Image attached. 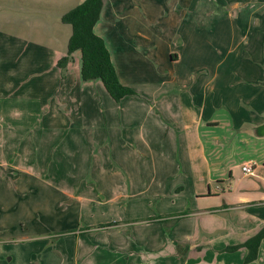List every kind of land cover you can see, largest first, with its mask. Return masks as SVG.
Returning a JSON list of instances; mask_svg holds the SVG:
<instances>
[{"label":"rangeland","instance_id":"1","mask_svg":"<svg viewBox=\"0 0 264 264\" xmlns=\"http://www.w3.org/2000/svg\"><path fill=\"white\" fill-rule=\"evenodd\" d=\"M139 1L141 8L133 7L132 14L124 18L132 47L114 49L111 43L110 46L121 63L128 58L137 63L139 72H135L136 76L143 71L152 76V82H142L135 80L132 73L128 75L135 80L131 86L140 93L141 89L156 90L160 86L157 73L165 76L164 73L170 70L162 62V54L166 50L163 41L156 49L158 56L155 59L148 48L139 50L135 47L141 42L137 34L151 31L155 25V32L162 30L164 35L163 31L168 30L174 18L163 12V8L159 15L147 12L148 6L159 0ZM28 2L0 0V40L5 41V45L0 41V121L5 126L21 123L15 124V128H0V135L10 138L16 134L24 141L29 136L33 140L34 151L28 153L29 159L25 160L24 150L15 159L31 171L42 173L47 181L23 173L16 174V171L14 175H0V264H139L137 261L140 262L143 257L145 261L150 260V264H244L247 254L242 257L237 252L239 248L235 254L223 255L215 238L221 229L232 226V222L236 224V232L242 231L243 221L240 218L245 219L243 216L251 211L230 209L227 213L212 210L217 206L222 208L224 204L204 206L214 204L216 199H199L202 195H209L208 188L204 192L206 194H199L202 182L199 175L190 173L187 158L180 156L182 152L179 149L175 152L178 142H175L174 152L170 146L172 136L166 137V142H160L158 135L163 125H159L157 115L161 112L154 109L146 117L144 134L149 135L152 146V150H148L147 144H143L148 157L136 151L141 144L135 142L134 129H127V142L120 137V128L116 124L118 120H123L118 115L121 102L150 103V98L131 96L119 102L111 97L101 79H93L89 84L81 80L79 84L78 77L77 81L70 79L65 83L59 98L66 100L74 96L75 99L81 90L82 128H46L38 121L41 117L29 115L30 105L23 97L29 92L28 87L33 93L42 89L46 72L30 78L29 72H26L28 63L12 59L14 53L10 45L14 41L9 37H28L32 33L33 39H37L33 31L24 30L41 13L37 4L32 9ZM45 4L46 9L53 5L52 0ZM117 18L121 23V17L118 15ZM21 22L22 30H18ZM95 31L100 35L101 27L95 28ZM22 46H25L24 42ZM242 52L246 56L244 50ZM74 58L79 67V53ZM234 58L232 56L224 62L219 76L207 86L205 97L208 96V105L219 103L218 111H222L224 97H231L236 93V86L242 83L238 77L244 73V63L239 64L236 72L234 68L238 64L234 63ZM173 86L166 84L161 88ZM194 89H199V84ZM9 91H12L11 94H5ZM173 97L169 95L168 98L173 101ZM164 102L168 103V99L165 98ZM163 116L162 113L160 117L163 119ZM31 118L33 126L27 127L25 121ZM260 131L261 127L257 128V132ZM217 132L214 129L213 133ZM109 135L108 143L106 139ZM112 144L114 151L111 152ZM14 145L25 147L26 142ZM209 147H212L211 143L207 147L208 155L213 167H216L206 175H211V195L226 200L236 190V175L243 176L241 170L236 174L235 167L236 162L241 160L232 151L224 153V158H216ZM230 166L235 173L232 178H229ZM22 179L34 184L33 191L24 186ZM245 180L239 190L255 179ZM259 182L262 184V181ZM62 188L70 191V196L62 195L59 192ZM256 199L260 198L255 196L251 201ZM39 211L47 212V218H43ZM254 235L241 242L238 240L240 236H236V244ZM125 242H128V247L133 244V252L140 254L131 255L129 248L126 252L122 245ZM84 254H87L86 257ZM248 264H264V254Z\"/></svg>","mask_w":264,"mask_h":264},{"label":"crops","instance_id":"2","mask_svg":"<svg viewBox=\"0 0 264 264\" xmlns=\"http://www.w3.org/2000/svg\"><path fill=\"white\" fill-rule=\"evenodd\" d=\"M47 1L29 0L27 3V5H31L32 9L34 4L40 7L38 9L41 12L40 16L24 28V30L33 31V34L37 35V39H33L32 33H29L28 37L10 35L9 37L14 41L10 45V50L14 53L12 59H16L15 62L18 63L21 60L28 63L26 72H29L30 78H35L34 75L46 72V79L40 91L33 93L31 88L25 89L29 91L23 97L30 105L29 115L33 114L32 117L35 118L41 117L42 119L38 121L47 126L46 128L66 130L82 128L84 124L81 119V90L79 89L75 99L74 96L66 100L59 98L67 81L70 79L77 81L78 77L80 78L79 84H81V80L84 81L81 77V61L78 67L77 61L74 62L75 58H73L67 68H61L58 61L66 54L72 33L71 26L62 22L61 17L84 0H52L53 5L46 9L45 2ZM135 6L139 9L142 3L139 0H104L102 11L104 16L101 15L100 21L95 26L96 29L101 27L100 35L105 38L111 51L120 80L130 86L138 79L142 82H152V76L146 71L136 76L135 72L137 74L139 72L137 63L131 58L121 63L111 49L110 43L114 45V49L132 47L131 36L124 18L132 14L130 11ZM151 8L154 9L151 11ZM162 8L163 12L169 13L174 18L170 21L168 30L166 28L162 35V30L155 32V25H153L151 31L137 34L141 42L137 43L135 47H138L139 50L148 48L156 59L158 56L156 49L160 47V41H163L166 50L162 54V62L170 72L164 73L165 76L157 73V81H160V86L156 90L141 89L140 93L137 91L138 95L123 98L121 101L131 96H140L150 98L152 101L134 104L121 102L118 106V115L123 120H118L116 125H119L120 137L125 142L128 141L127 129H134L135 142L141 144V147H136V151L141 156L148 157L143 144H147L148 150H152V146L150 145L151 139L148 138L149 135L144 134L146 117L154 109L163 113V119L160 117L161 114L157 115L158 121H160L159 125L161 126V123L163 125L158 135L160 142H166L165 138L172 136L170 145L172 152L176 147L175 142H178L179 147L175 148V152L176 149L182 152L180 156L187 158L190 173L199 175L202 182L199 194H206L204 192L208 188L207 194L209 195H202L199 199H216L214 204L204 206L217 204L222 206L224 204L222 208L217 206L212 210L227 213L230 212V209H236V212L241 209L246 212L247 210L251 211L247 212L248 215L243 216L245 219L240 218L243 221L242 231L236 232V224L232 222V226L229 225L221 229V233L215 238L223 255L235 254L236 251L230 253L226 248L236 245V236H240L238 240L241 242L256 234L264 226V0H159L155 4L149 5L147 12L159 15ZM43 10L46 13L43 14ZM118 15L122 19L121 23H118L120 21L117 18ZM213 15H215L214 18H212ZM22 26L23 23H19L18 30H22ZM0 41L5 45V41ZM22 42L25 46H22ZM243 50L246 56H243ZM76 53L79 52H75L74 55ZM237 54L238 56H236ZM232 56L235 57L234 63L238 64L234 68L236 72L240 67L239 64L244 63L242 68L244 73L239 75L240 78L238 77L242 83L236 86V93L231 97L228 99L224 97L221 104L222 111H218L219 103L208 105V96L205 97L207 86L219 76L220 67ZM241 59L242 61H240ZM130 73L135 77V80L128 76ZM84 82L89 84L91 80ZM166 84H174V86L169 89L161 88ZM196 84H199V89L195 90ZM11 92H5V94H11ZM169 95H174L173 101L168 98ZM165 98L168 99V103L164 102ZM15 124L21 123L9 126L15 128L17 126ZM25 124L27 127H32L33 118L26 120ZM9 126H5L0 121V128ZM259 127H261V131L258 133L257 128ZM214 129L218 132L213 133ZM0 139V175H14L16 171V174L23 173L26 176L47 181L42 173L31 171L26 165L18 164L15 159L23 150L25 160L29 159L28 153L34 151L33 140L29 136H26L25 141L16 134L10 138L0 135ZM106 140L108 143L110 142V135ZM19 142H26V146L14 145ZM209 143L212 144L209 150L216 158H224V153L232 151L241 160L236 162V174L241 170L245 177L236 175V190L231 195L229 194V198L226 200L221 196L211 195L212 179L211 175L208 177L206 175L216 167H213L208 155ZM110 151H114L113 144L110 145ZM246 163L254 165V174L250 175L253 178L244 174L242 166ZM117 165L119 164L117 163ZM233 166L229 167V178L235 174ZM183 168L185 169V166ZM246 178L255 180L239 190L238 188L244 184ZM22 181L24 186L33 191V183H26L28 182L26 179H22ZM259 181H262V184ZM230 184H232V180ZM219 186L217 185L218 189H220ZM59 192L66 196L71 194L64 188ZM255 196L260 199L251 201ZM57 203L55 202L56 205ZM204 209L211 210L210 208ZM47 215V212H42L41 216L47 218ZM236 217L238 216L236 215ZM238 221L239 217L236 219V222ZM126 239L128 238L126 237ZM122 245L126 252H129L127 248L131 250L129 252L131 255L140 254L133 252V244L128 247V242H125ZM263 248L264 239L260 245L259 255L264 254ZM237 252L241 253L243 257L247 254V248L241 247ZM206 254L205 252L204 255ZM86 255L84 254V257ZM153 260L151 261L153 262ZM137 263L150 264V260L146 259L145 261L143 257Z\"/></svg>","mask_w":264,"mask_h":264},{"label":"trees","instance_id":"3","mask_svg":"<svg viewBox=\"0 0 264 264\" xmlns=\"http://www.w3.org/2000/svg\"><path fill=\"white\" fill-rule=\"evenodd\" d=\"M103 7L104 0H84L62 15V22L71 26L72 33L67 52L59 59L58 65L61 68H67L74 58V53L79 52L82 79L84 81L101 79L108 93L120 102L126 96L139 93L120 80L105 38L95 31V26L101 19ZM263 239L264 226L253 237L243 243L229 246L226 250L236 251L246 247L248 253L244 264H248L257 259Z\"/></svg>","mask_w":264,"mask_h":264},{"label":"built area","instance_id":"4","mask_svg":"<svg viewBox=\"0 0 264 264\" xmlns=\"http://www.w3.org/2000/svg\"><path fill=\"white\" fill-rule=\"evenodd\" d=\"M242 169L244 171V174L245 175H253L254 174V171H255V168H254V165L252 163H246L242 166Z\"/></svg>","mask_w":264,"mask_h":264}]
</instances>
